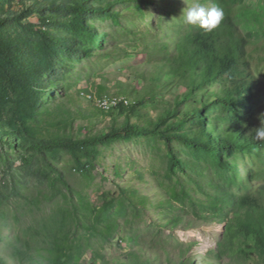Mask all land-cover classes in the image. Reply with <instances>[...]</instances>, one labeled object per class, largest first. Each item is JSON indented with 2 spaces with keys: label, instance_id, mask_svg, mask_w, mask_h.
<instances>
[{
  "label": "trees",
  "instance_id": "obj_1",
  "mask_svg": "<svg viewBox=\"0 0 264 264\" xmlns=\"http://www.w3.org/2000/svg\"><path fill=\"white\" fill-rule=\"evenodd\" d=\"M17 2L0 4V28L13 25L27 10L42 15L35 31L41 39H0V81L11 92L18 91L15 99L0 98V142L28 152L23 158L26 163L32 161V151L55 154L66 150L77 159H92L93 169L105 144L143 135L166 148L161 157L166 165L158 170L134 166L129 177L126 168L118 166L115 174L121 182L117 189L98 194L95 201L66 177H49V185L58 190L63 186L64 197L73 204L58 208L48 222L31 226L23 237L15 238L12 247L18 264H83L88 254L92 259L88 264H194L192 251L198 242L180 241L176 235L163 237V230L173 234L180 226L214 221L223 224L224 231L217 247L208 251L210 257L230 254L264 264V140L254 138L255 128L264 121V68H254L264 63V46L261 51L255 46L264 40V0L258 5L247 0ZM195 2L223 10L216 29L206 32L183 22V9ZM121 4L125 8L119 11L116 6ZM91 12L132 22L133 27L121 30L134 42V53L118 43L101 46L94 53L112 59L134 56L132 63L126 59L125 66L131 70V83L116 73L82 71L77 75L89 85L68 92L66 86L73 84L67 85L61 77L57 82L45 81L44 76L60 75L53 61L60 50L87 54L106 35L90 21H82ZM53 13L78 14L69 27L85 38L87 46L70 47L76 42L73 33L56 36L49 29ZM61 68L71 72L67 61ZM48 95L53 101H46ZM95 97L100 105L91 110ZM10 110L28 121L13 126L14 117L4 113ZM100 115L112 124L94 131ZM79 120L88 124H79ZM48 167L50 174L56 173L49 161ZM85 176L88 181L95 178ZM147 184L153 186V193L143 190ZM49 190L44 199L52 201L55 195ZM41 202L37 198L34 204ZM153 210L159 214L157 226L162 233L156 247H149L154 256H145L140 246L125 253L126 261L112 263L104 254L105 243L120 235L142 245L143 234L131 226V219L145 221L144 214ZM124 226L135 230L129 233Z\"/></svg>",
  "mask_w": 264,
  "mask_h": 264
},
{
  "label": "rangeland",
  "instance_id": "obj_2",
  "mask_svg": "<svg viewBox=\"0 0 264 264\" xmlns=\"http://www.w3.org/2000/svg\"><path fill=\"white\" fill-rule=\"evenodd\" d=\"M12 1L18 3L17 1L19 0H4V2L0 0V4L3 3L9 6ZM259 1L260 0H247L248 3L254 5H258ZM124 8L122 4L116 6V9L119 11L124 10ZM15 9H18V7ZM41 17V14H28L26 10L19 20L13 22V25L8 26L6 29L5 27L7 25L0 28V39H15V37L27 39L31 37L32 41L40 40L41 37L36 32L38 27L41 26ZM50 17L51 21L53 20V24H50L49 29L56 36L62 37L70 33L75 35L76 42H74V45L71 44L70 47L78 46V48L81 49L87 46L85 38L81 35L74 34L69 27L71 22L79 18L78 14L53 13ZM18 21H20V23H18ZM82 21H86V23L90 21L95 28H99V31L104 32L106 35L100 38L101 40L99 43L91 45V49L90 47L87 49V54L84 52L81 55H72L69 53V49L64 48L62 51H59L57 57L54 58L52 56L60 75L48 76L47 74L44 76L45 81L49 79L50 81L57 82V77H61L67 85L69 83L73 84L72 87L66 86V90L71 92L75 89L86 88L89 85L85 77L82 78L83 76H80L82 78L80 79L77 74L82 73V71L84 72L83 74L91 71V73L99 75L106 72L116 73L118 78L120 77L119 79L126 83H131L130 77H128L131 70L126 69L125 66L127 65L126 59L131 58L129 61L131 62L132 59H136L134 56L112 59L94 53L95 51L101 50V46H103V48H108L115 43L121 44L122 47L127 46L128 52L134 53V51H136L134 42L130 41L128 39L129 35L121 30L122 28L127 30L133 27L132 22L124 17L117 20L109 15L96 14L94 12L85 14L82 17ZM115 21H122V23L119 25ZM102 40H106V42H101ZM255 46L261 51L262 46H264V40L258 41V44ZM0 59H2L1 56ZM65 61H67V67L71 69V72L61 68ZM256 67H259V70H261L264 68V63L261 62V64L254 65V68ZM120 71H122L121 74H119ZM1 79L2 76H0V80ZM17 92L18 91L11 92L9 87L0 81V98L3 99V95H7L15 99L18 97ZM60 93H62V91H60ZM45 99L46 101H53L52 95H48ZM88 99L91 100V98ZM85 100L83 101L87 103ZM91 105L93 106H90V109L95 110L96 108L94 106L100 105L99 99L95 97ZM105 106L106 103L104 101L103 107ZM11 107H14V104L9 106L10 109ZM4 113L6 116L10 117V119L14 117L12 119L13 126H18L22 120L28 121L29 119L25 116L19 118V113L15 114L12 110ZM152 114L155 115V113ZM97 119L95 120L99 121V123H95V128H93L94 131L108 124H112L111 119L104 115H100ZM122 119H124V117H121L120 121ZM132 120H136V117ZM83 123L88 124V121L79 120V124ZM155 143L156 142H154L151 137L140 135L130 140L116 141L102 145L100 161L96 163L95 160L96 167L93 169L90 166V161L92 159L84 156L77 159L75 155L66 150L55 154L40 150L32 151L34 157L30 163H26L23 158L25 155L29 154L28 152L23 149L15 150L10 145L0 142V264H18L14 256L15 249L12 247V242L15 241V238L20 236L23 237L24 231L31 226L36 227L39 223L48 222L49 216L56 213L58 208L69 207L70 204H73L69 197H64L63 190H66L63 186H58V188L62 189L58 190L49 185V177L59 175L66 177L71 185L86 193L91 201H95L98 194L104 191L117 189L118 183L121 182V180L116 178L115 174L118 166L125 167V175L129 177L133 174L134 166H136V168H145L146 171L149 169L158 170L164 167L166 164L161 157L166 153L165 145L162 143L155 145ZM48 161L56 167L54 170L56 173L52 171V174H50ZM80 162L88 163L86 165H81ZM149 171L152 172V170ZM85 175L95 178L88 181L84 178L86 177ZM104 175L109 178H104ZM48 190L51 191L50 195H52V197L55 195L52 201L46 198L44 199ZM143 190L149 193L154 192L151 184H147ZM37 198L42 199V202L34 204ZM74 199L78 202L77 197H74ZM127 216L132 217L130 213ZM144 216L145 221L139 218L138 223H136V219H131V221H133L131 226L136 227L135 229L139 228L140 232L143 234L141 240L143 242L142 245H135L132 241L123 240L120 235H116L112 238L110 243H105L104 254L112 263L125 260L124 256L126 252L131 249H137L140 246H143L145 256H154V254L150 253L153 252L154 249L149 247H151V245L156 247V243L161 240L160 235L162 233L157 226L159 214L157 210H153L151 213L144 214ZM223 226V224H219L217 221L210 223L197 222L187 228L180 226L173 234L170 229L166 228L163 230V237L176 235V238H179L180 241L198 242V245H196L192 251V253L195 254L193 255V257L195 256L194 264H252L244 260V257L241 256L231 257L230 254H226L222 258L217 259L207 254L210 249L217 247V242L222 238L221 236L224 231ZM123 229L129 231V233L135 230H131L129 226H124ZM170 241L173 243L174 239L172 238ZM177 249L178 248H174L173 250L176 252ZM90 257L91 255L88 254L84 258L83 264L91 263L92 259ZM162 264H165V262L163 261Z\"/></svg>",
  "mask_w": 264,
  "mask_h": 264
},
{
  "label": "clouds",
  "instance_id": "obj_3",
  "mask_svg": "<svg viewBox=\"0 0 264 264\" xmlns=\"http://www.w3.org/2000/svg\"><path fill=\"white\" fill-rule=\"evenodd\" d=\"M223 15V10L219 7L208 8L199 2H195L183 9L181 16L185 24L198 26L206 32H211L220 25ZM254 138L264 140V121H261L260 126L255 128Z\"/></svg>",
  "mask_w": 264,
  "mask_h": 264
}]
</instances>
